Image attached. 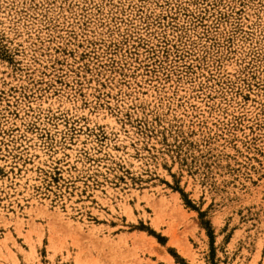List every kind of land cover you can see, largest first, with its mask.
<instances>
[{"label": "rangeland", "instance_id": "1", "mask_svg": "<svg viewBox=\"0 0 264 264\" xmlns=\"http://www.w3.org/2000/svg\"><path fill=\"white\" fill-rule=\"evenodd\" d=\"M0 264H264V0H0Z\"/></svg>", "mask_w": 264, "mask_h": 264}]
</instances>
